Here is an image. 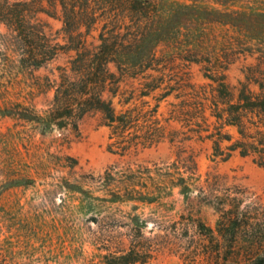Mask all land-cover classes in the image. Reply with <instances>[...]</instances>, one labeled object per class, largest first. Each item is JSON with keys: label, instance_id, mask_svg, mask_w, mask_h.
I'll return each instance as SVG.
<instances>
[{"label": "rangeland", "instance_id": "obj_1", "mask_svg": "<svg viewBox=\"0 0 264 264\" xmlns=\"http://www.w3.org/2000/svg\"><path fill=\"white\" fill-rule=\"evenodd\" d=\"M30 16L52 42L62 43L70 31L57 17ZM139 20L135 31L130 20L122 26L119 39L143 35L125 51L131 63H143L124 56L106 68L119 82L116 112L132 91L125 72L158 70L206 84L205 75L218 71L235 96L242 86L257 91L245 75L264 71V0H155ZM81 31L88 44H98L97 26ZM16 33L0 23V264H107L131 242L155 248L144 264H249L264 257V165L237 152L224 159L226 142L214 153L211 141L194 134L196 111L176 93L158 107L165 139L119 155L117 148L138 135L110 139L100 111L68 117L53 105L71 54L62 51L37 69L22 66ZM156 98L138 100L154 106ZM224 132L237 137L234 127Z\"/></svg>", "mask_w": 264, "mask_h": 264}, {"label": "trees", "instance_id": "obj_2", "mask_svg": "<svg viewBox=\"0 0 264 264\" xmlns=\"http://www.w3.org/2000/svg\"><path fill=\"white\" fill-rule=\"evenodd\" d=\"M46 2L48 6H43L42 0H33L31 5L20 2L10 4L6 0H0V23L17 31L12 43L22 66L28 64L37 69L56 59L62 51L71 54L70 71L63 70L62 82H58L54 88L53 105L56 110L64 111L68 117H82L91 110L100 111L111 130L110 139L116 136V139L124 140L135 133L138 136L130 147L117 148L119 155H125L157 146L165 139V127L159 124L158 107L160 102L167 101L176 93V98L177 95L180 96L184 106H187L185 101H188L189 108L196 111L197 130H194V134L199 140L211 141L214 153L222 151L220 144L226 142L229 146L224 159L229 158L232 152H237L242 157H253L260 166L264 165V71L250 70L246 73L245 79L257 85V91L252 92L242 86L236 96L227 87L223 74L218 71L205 75L210 81L206 84H192L184 76H179L176 81L170 78L171 75L158 70H150L158 73L157 76L144 72H125L127 74H124V78L132 82V91L128 98L120 101L126 108L116 112L112 98L118 95L119 82L106 68L109 63L125 57L126 63H131L132 58L125 51L133 46V39L136 44L141 42L139 39L143 35L137 37V34H131L135 38L121 41L119 38L124 29L122 26H127L130 20L128 25L135 31L141 22L139 19H145L148 10L150 12L154 7L155 0ZM34 13L57 17L62 23V30H70L68 34H63L62 43L52 42L42 28L38 29L39 24L30 18V14ZM121 14L125 16L119 18ZM136 19L139 21L134 26ZM93 26L98 27V44L95 46L88 44L81 31L82 28ZM143 61L139 58L136 63L131 64L141 65ZM110 81L111 90H108ZM105 91H110L109 99L104 98ZM153 97H157V104L154 106L146 100H138ZM206 112L209 113L208 116ZM174 114L177 113H171L172 116ZM208 118L213 121L210 122ZM227 127L236 129L235 139L224 132ZM218 155H222L221 152ZM193 165L195 166L194 162ZM207 231L212 238L213 232L210 229ZM131 243L127 250L118 251L119 255L112 253L107 264H144L152 258L155 252L152 245ZM249 264H264V257L255 256Z\"/></svg>", "mask_w": 264, "mask_h": 264}]
</instances>
